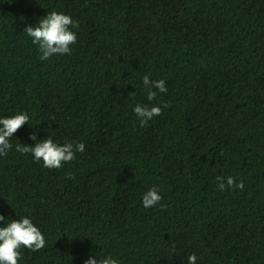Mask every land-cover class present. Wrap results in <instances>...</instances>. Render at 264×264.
I'll return each mask as SVG.
<instances>
[{
	"label": "trees",
	"instance_id": "1",
	"mask_svg": "<svg viewBox=\"0 0 264 264\" xmlns=\"http://www.w3.org/2000/svg\"><path fill=\"white\" fill-rule=\"evenodd\" d=\"M53 10L77 40L41 60L25 27ZM144 74L167 92L149 101ZM136 103L162 111L141 125ZM20 110L0 213L30 215L47 241L22 264H264V0H4L0 116ZM38 129L85 150L46 168L15 149ZM229 175L244 188L219 190Z\"/></svg>",
	"mask_w": 264,
	"mask_h": 264
},
{
	"label": "clouds",
	"instance_id": "2",
	"mask_svg": "<svg viewBox=\"0 0 264 264\" xmlns=\"http://www.w3.org/2000/svg\"><path fill=\"white\" fill-rule=\"evenodd\" d=\"M4 0H0L3 3ZM9 3L12 0H8ZM78 27V22L70 14L63 11L53 10L39 19L38 23L25 27L27 36L37 46L40 53L39 59L47 60L54 54L71 55V44L77 40V33L73 31ZM150 74L142 77L143 86L147 89L146 96L149 101L153 100L158 92H167L164 79H150ZM133 112L139 118L141 125L146 124L155 116H158L162 109L159 104L145 105L136 103ZM31 119L30 114L25 110L17 111L10 115L0 116V157L7 155L12 150L11 138L18 128ZM37 133L31 134L33 144L17 143L15 149L23 153H31L32 158L42 161L43 166L49 169L61 168L63 165L75 159L76 152H83V142L59 143L51 135L38 139ZM217 187L223 191L225 187L244 188L242 180L237 181L235 177L218 176ZM162 200L159 186L153 185L142 194V205L145 208L155 207ZM163 207V205H161ZM47 241L45 234L37 224L33 222L30 215H22L16 219H10L4 213H0V264H22V249L27 248L37 251L45 247ZM197 255L189 254L187 264H196ZM83 264H121V261L112 255L97 256L90 254L83 260Z\"/></svg>",
	"mask_w": 264,
	"mask_h": 264
}]
</instances>
